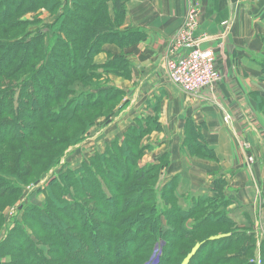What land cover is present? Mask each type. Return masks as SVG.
I'll return each mask as SVG.
<instances>
[{
	"label": "trees",
	"instance_id": "1",
	"mask_svg": "<svg viewBox=\"0 0 264 264\" xmlns=\"http://www.w3.org/2000/svg\"><path fill=\"white\" fill-rule=\"evenodd\" d=\"M21 1L17 2H20L18 6L16 5L17 12L18 9H23ZM24 1L30 2L31 4L34 3V5L43 3L48 9L52 7L53 11L58 6H61L63 10L61 9L62 12L56 13V15L58 14L57 18H59L57 23L50 25L51 38H47L46 40L48 42L47 47L44 46L45 44L43 39L45 37L43 34H40V32L39 35L33 36L32 38H30L29 35H25L27 39H24L23 41V44H25L23 48L11 45L9 42L8 44L5 43L7 41L1 42L0 81L3 79H11L17 75L16 73L22 69V62L27 63V61L39 60L42 61V64L44 61L45 63L43 66L35 68V73L31 72L27 75L21 74L15 81L11 82V84L0 85V118L4 113L8 116L10 113L15 111L19 112V121L23 119V116L26 120H29L28 111L26 110L27 106H25V104L33 107L36 106L35 104L33 105L34 102L32 100L37 96V82L43 83L45 81V83L50 85L51 89H53L52 93L55 95L54 97L62 93L64 90L63 88H65L64 83L60 84L58 81L55 82L53 80V76L47 70V68L51 67V65L55 68L56 73L59 72V75L62 77H69L76 72L81 73L80 84L83 89H90L94 86L91 82H88V79H91L89 74L91 73L90 69L93 71V69L100 66H110L115 70H122L128 66L129 69V64L123 57L118 60L116 58L118 62H115L114 57H112L111 61L102 65L93 63V58L99 53L105 44L113 43L118 48L128 49L132 43L138 39L141 40L143 37L142 33L138 30H119L121 22L126 14L125 5L129 0H85V2H87L86 5L78 4V0H64V3L59 0ZM14 2L15 0H0V25L8 20V10L11 8V5L15 4ZM109 5H111L110 11ZM77 9H81L82 14H78ZM2 11L5 12V14H2ZM27 11H33V8L28 6ZM17 59H19L18 64L15 65L13 72H9L8 68ZM55 59L56 61H54ZM58 61L60 63H58ZM30 66L33 68V64ZM81 88L73 86L68 88L66 86L65 92L70 96L66 99L65 106H62L58 110L56 109L60 112L57 117L60 118V121H64L66 123L70 121L77 112L83 111L90 106H94L95 104L104 101L107 95L112 92L111 89L114 90L112 98L118 97L115 96V94H120L119 96L124 98L123 91L110 86H103L102 88L99 87L98 89L92 91L89 90L87 93L84 91H78L82 90ZM16 90H20L19 93H17ZM40 93H42V91H40ZM14 95H17L19 98L17 102L14 100ZM61 96L62 94L60 97ZM47 98H49L48 92ZM15 103L16 106H14ZM127 104L128 102H124L117 109L121 111L122 109H125ZM154 110L156 111V109ZM148 117L149 116H146V118H138L133 126H129L127 128L121 140L118 138L114 139L109 146H106L103 153L95 155V158H91L89 161L82 163L76 173L65 170L61 175H57L56 180L52 181L49 186V189L53 188L55 192H58L59 194L63 190L72 189L69 181L79 178L78 180H81V182H83L86 186L85 188L88 192H90L88 199H96L98 203L104 206V213L111 217V215L117 213V210L114 207L115 204L113 199H109V195L106 196L103 192L101 184H105L104 179L109 180L111 188L118 190L119 184H116L114 180H119V178L117 175H115L116 178H114V173L112 171L119 172L124 181H128L133 175L135 183L134 185H130V189L128 190H132L133 193L135 192L136 198L133 203L129 202V205H131L130 207H139L145 205L146 203H148L150 207H144L145 209L137 211L138 213L134 216L124 218L123 223H125V225L120 226L119 224L122 229H124V227L125 229H129L128 236L118 238L116 235H104L103 237V234L98 231L99 227L97 226L95 219L92 218L89 213V208L84 202L79 201L75 192H73L74 196L72 197L71 202H68L63 198L59 200L58 203L63 205V213L66 216H69L75 221H81V237L84 238V241L79 236L76 237L68 234L67 230L51 217L50 207L54 204V198L46 192L45 203L42 207H28L26 212L27 216H30V218H27V220L31 222L37 217L38 223L43 227L45 233L50 236L53 241L52 243L55 244L58 254L54 250H51L50 254L47 252L48 256L46 257L43 250H38L37 247L43 245L44 243L37 239L35 232L28 225L27 228L30 233L27 234V237L20 233V236H18L16 235V232H13V234H10V236L1 243L0 264H63L56 259L58 256L69 264H110L107 255L102 251L104 243H108L110 246L114 244L119 245L113 264H121V262L125 260L131 261L138 256L145 257L142 264H182L188 254L186 253V248L184 249L183 247L180 249V245L187 241V247H194L196 242L191 239L196 232L198 233L203 229L207 230L217 227L224 228L226 226L234 228V224L227 216V208L231 201L228 200L224 194L226 182L222 176H220L218 178H214L211 182V192L213 193V196L195 195L201 201L199 206L195 208V212L200 211L199 214L206 217L204 221L200 222L198 226L191 225V227L188 228L186 226V222L191 216L198 214L191 212L193 207L185 211L178 205L177 201L170 200L171 202L175 201V203H177L175 209L177 214H180L181 219H179L177 223L178 229L176 231L171 228L163 230L164 228L160 222V216L158 215L155 205L158 204L157 196L160 202L165 205V210H163L162 215L167 218L166 211H169V209L167 210L168 200L165 198V195H167V193L169 196L171 195L172 186L179 187V178L178 176L172 177L171 180L162 186L160 192L156 193L154 187L149 186V184L146 183L151 181L153 182L152 184H157L160 171L168 166L167 158L165 157V159H163L165 160L164 164L157 163L149 167L150 172L158 170L155 180V176H150L148 174L149 171L139 170V168L137 170L134 169V166L136 167V165L139 164V158L142 153L149 149V146H143L140 144L138 152L135 156L133 146L127 145L130 139L134 142H139V140L143 137V133H145L143 130H146L147 128L150 131L154 129L156 130L158 126L156 123V114L155 116ZM41 119L42 118L38 119V122H44V120ZM32 121L34 123V120ZM6 125L7 124L4 122L0 123V144L13 142L12 139H19V142L24 141L22 140L24 139L23 136L18 138L17 134L24 131L23 129H26L27 131H29V129L24 128L23 124L21 125V121L20 123H12L13 126L11 125L6 127ZM8 129H15L16 134H14V137H10L11 134H8ZM33 129L34 127L30 130L33 131ZM87 132L88 131H85V133L81 134L79 139H75L71 145L68 146L69 148H67L60 157L56 158L54 164L51 165L50 170L56 168L55 166L60 164L61 157L65 155L70 148L81 144L87 138ZM185 133L186 139L184 145L187 147L186 149H188V154L191 157L210 162L216 161L214 152L208 149L207 145L203 143V136L200 134V128L196 127L192 120H188L186 122ZM51 141L52 145H57L58 143L54 139ZM115 154H118L116 158ZM18 157L22 158L21 156ZM96 159L99 161L101 160L103 163H108H106L105 166L100 162L102 164L100 168V165L97 166L96 164ZM111 159L112 161H110ZM39 160L40 159L37 157L34 159L33 163L36 164ZM133 170L134 172L131 173ZM150 189H152L151 192L149 191ZM200 204L203 205V210H201ZM191 206H193V204H191ZM53 208H56L57 210L60 209L58 205H53ZM169 208L172 207L169 206ZM128 209L129 207L120 210L117 214H122V212L125 213ZM212 217H215V220H213L214 218ZM208 218H211V220H208ZM169 221L166 219L167 226L168 223L171 224ZM197 228L199 229L196 230ZM143 232H148L149 235L143 238L142 243L134 248L141 233ZM217 236L218 235H210L209 237L203 239L201 241L202 245H199L196 249L197 252L195 251L187 264H201L203 259L197 258L199 262H196V255H200L202 253L200 252L201 249L216 247L218 243H225L224 247L227 249L225 251L232 249L237 243H248L247 241L249 240L256 243L253 234L246 231H238L236 229H233L231 232H227L220 238H212ZM19 239L23 240L20 243L21 245L19 244ZM159 242L162 243V247L161 253L158 256V254L153 252V248L154 244ZM174 243L177 245L175 246ZM255 243L253 245L248 244L243 246L238 249L236 253L230 254L229 256L231 257H228V259L236 257V259L244 261L242 264H254L251 261L249 262V260H245V257L249 255V250L252 248L251 254L252 258H254L256 250ZM5 244H10L12 248L20 247L23 250L25 249V256H22L21 260L11 259L12 255H7V251H11V249H9L8 246H5ZM67 250L70 251V253ZM260 250H264V240L259 243V252ZM52 253H56L57 255L53 256ZM210 253L211 252L204 251L202 256L205 255L204 258L211 260L212 256ZM262 262L263 261H261V263Z\"/></svg>",
	"mask_w": 264,
	"mask_h": 264
},
{
	"label": "crops",
	"instance_id": "2",
	"mask_svg": "<svg viewBox=\"0 0 264 264\" xmlns=\"http://www.w3.org/2000/svg\"><path fill=\"white\" fill-rule=\"evenodd\" d=\"M192 4L198 6L196 37H206L202 45L216 52L224 75L212 89L198 95L181 92L163 67L172 38ZM125 6L119 30H138L143 37L123 51L131 81L117 80L113 85L123 91L128 104L108 117L106 130L111 132L113 127L119 132L104 138V144L122 139L144 113L137 111L138 106L156 114L158 126L151 131L149 149L139 164L155 165L167 158L166 172L159 174H166L167 180L161 184L158 177L159 189L178 176L181 193L213 196L211 182L215 175L222 176L224 194L231 201L228 218L236 230L253 234L260 243L264 240V119L252 112L253 102L246 94L253 92L264 101V0H129ZM107 47L104 52L118 55L116 46ZM225 115L233 118L230 126L223 120ZM188 120L200 128L215 162L190 158L184 145Z\"/></svg>",
	"mask_w": 264,
	"mask_h": 264
},
{
	"label": "rangeland",
	"instance_id": "3",
	"mask_svg": "<svg viewBox=\"0 0 264 264\" xmlns=\"http://www.w3.org/2000/svg\"><path fill=\"white\" fill-rule=\"evenodd\" d=\"M21 0H15V4L11 5V10L9 9V13L7 15L8 20L0 25V44L2 41H7L5 43L15 45L22 47L25 45L23 44L24 39H27L25 35H29L30 38L33 36H37L40 34L44 35V46L47 47L48 42L46 41L47 38L50 39L51 37V30L50 25H53L57 23L59 18H57L56 13L62 12V7L58 6L54 11L52 10V7L48 9L43 3H39L38 5L31 4L30 2L21 1V6H23V9H18V12L16 10V7L19 5L17 3ZM65 2L64 0H59ZM78 4L86 5L87 2L85 0H78ZM17 5V6H16ZM28 6H31L33 8V11H27ZM37 7V8H36ZM62 9V10H61ZM14 10V11H13ZM2 14H5V12H1ZM78 14L81 13V9H77ZM125 13H127V10H125ZM6 17V18H7ZM114 18V17H113ZM115 19V18H114ZM122 23V22H121ZM136 39V38H134ZM73 40V39H72ZM71 40V41H72ZM142 40L138 39L134 43L129 46L128 49L136 46L139 44ZM114 47L115 45L113 43L105 44L99 53L93 58V63L99 62L102 59L104 60V64L108 61H111L112 57H114V61L118 62L117 60L121 57L124 58L125 54L123 51L125 49L118 48V55H111L109 52H104V47L107 46ZM109 48V47H107ZM127 49V48H126ZM127 49V50H128ZM76 53V52H75ZM117 58V60H116ZM18 60L13 62V64L8 68L9 72H13L15 65L18 64ZM61 60V59H59ZM44 61V60H43ZM56 61V59L54 60ZM42 61L39 60H31L27 61V63L22 62V69L19 70L14 77L11 79H3L0 81V85H6L11 84V82L15 81L17 77L21 74L27 75L31 72L35 73V68H39L44 65V63H41ZM57 63V62H56ZM58 63H60L58 61ZM29 64V65H28ZM31 64H33V68H31ZM28 65V66H27ZM101 67V68H100ZM98 68L90 69L91 73L90 78L88 79V82H91L93 87L90 89H83L81 88L80 84V74L81 73H75L71 76H61L59 75V72L56 73V70L54 67H48L47 70L50 72V74L53 76V80L56 82L58 81L60 84L64 83L65 88L62 91V96L60 95L54 97L55 95L52 93L53 89H51V86L45 83L37 82V96L33 98V105L36 106H30L28 104H25L27 106L26 110L28 111V118L29 120H26L23 116V119H21V125L23 124L24 128L29 129L27 131L26 129H23L24 131H21L17 134V137L20 138L23 136L24 141L19 142V139H12L13 142L8 143H1L0 144V245L3 241H5L10 234H13V232H16V235L20 236V234H23L27 237V234L30 232L27 226L35 232L37 239L41 240L44 244L37 247L38 250H43L45 256L47 257V252L51 250H54L56 253L58 252L55 248V244H53L52 239L49 235L45 233V230L43 227L38 223L37 217L35 220L29 222L27 218H30V216H27V209L30 206H37L38 208L42 207L45 203L46 199V192L54 198V204L58 205L60 207L59 210L56 208H53V205L50 207V214L54 221L59 222L63 228L67 230V233L70 235H74L76 237H80L83 241L84 238L81 237V221H75L74 219H71L69 216H66L63 213V205H60L58 202L61 199H65L68 202H71L72 197L74 196V193L77 194L79 201L84 202L85 205L89 208V213L91 214V217L95 219L98 228V231L101 232L104 235L107 236H114L116 235L118 238L126 237L128 236L129 229H122L120 226L125 225L123 223V219L128 216H134L137 214L139 210L145 209L144 207H150L148 203H146L143 206L139 207H130V203H133L136 196L135 192L133 193L130 189V185H134L133 175L132 178L128 181H124L121 178V175L117 171H112L114 173V178H116L115 175L119 178V180H114L116 184H119V189L115 190L112 189L109 185V180H105V184H101V188L103 192L106 194V196L113 199L114 207L117 210V213H119L120 210L126 209L129 207L128 210L125 211V213L122 212V214L114 213L109 217L107 214L103 211V205L98 203L95 200H89L88 195L90 192L85 188L86 186L81 182V180L74 179L73 181H69L72 189L63 190L61 193L58 194V192H55L53 188L49 189L50 183L54 180H56L57 175H61L65 170H69V172L76 173L77 170L81 167L80 165L82 163H85L89 161L91 158H95V155H100L103 153V150H105L106 146H109L110 143L116 139H112L111 142L108 144H104V138H109L111 134H113L115 131H118V129L111 128V132H109V128H105L107 125L105 122L108 120L109 115L112 114L117 110L119 106H121L124 103V98L122 96H119L120 94H115V98H112L114 94V90H112L109 95H107L106 99L104 101H101L94 106H90L89 108L77 112L74 117L68 121H60V118H57L60 114L58 109H60L62 106H65L66 99L69 98L70 95H68L66 91V86L68 88L70 87H80L82 90L78 91H84L87 93L89 90H96L99 87L102 88L103 86H110L113 88H116L113 84L117 82V80H121L125 83H130L131 81V74L129 72L128 66L122 70L114 69L110 66H100ZM118 68V67H117ZM39 70V69H38ZM89 70V71H90ZM86 73V72H85ZM57 82V83H58ZM59 85V84H58ZM76 85V86H75ZM80 85V86H79ZM53 86V85H52ZM60 86V85H59ZM20 91V90H19ZM19 91L16 90L17 93ZM42 91V93H40ZM47 92L49 94V98H47ZM133 93V92H132ZM130 95L129 99L133 101L134 95ZM246 98L253 102V106H250V109L254 114L257 116H261L262 119H264V101H261L257 94L255 93H249L246 94ZM18 96L14 95L15 102L18 101ZM16 106V103L14 104ZM132 107V106H131ZM57 109V110H56ZM64 109V108H63ZM144 110L143 115L140 118H146L147 115L152 116L150 114H147L148 109H143L141 106H138V110ZM3 115V116H2ZM0 118V123H5L7 126H11L12 123H20L19 119V112H12L8 116L4 113L2 114ZM108 116V117H107ZM226 116V115H225ZM223 116V120L225 118ZM229 116V115H227ZM148 117V118H149ZM231 117V116H230ZM44 120V122H38L40 119ZM31 119V120H30ZM233 120V118L231 117ZM259 119V118H258ZM34 120V123L33 121ZM259 124H261V120H257ZM225 122V121H224ZM232 123V121H231ZM231 123H227L229 126ZM13 126V125H12ZM34 127L33 131L30 129ZM108 127V126H107ZM103 130H101V129ZM122 128V126H121ZM101 130V131H100ZM143 130V129H142ZM31 131V132H30ZM87 132V138L88 140L81 146L77 147L76 149L73 147L70 148L68 151L70 153H67L63 155L60 159V164L58 166H55L56 168H53L50 170L51 165L54 164L57 157H60L64 151H66L68 146L71 145V143L75 139H79L81 137V134ZM8 134L10 137H14L15 129H8ZM119 132V131H118ZM143 137L139 140V142H134L132 139L128 141V146H133L134 155L136 156L139 146L145 145L147 146L151 131L147 128L146 130H143ZM264 133V132H263ZM261 132V134H263ZM132 137V136H131ZM133 138V137H132ZM10 139V138H9ZM54 139L58 143L57 145H52L51 140ZM186 147V146H185ZM187 148V147H186ZM102 149V150H101ZM188 151V149H187ZM47 152V153H46ZM189 153V151L187 152ZM145 152L142 153L141 157L139 158V161L143 160ZM118 154H115V158ZM21 156L22 158L18 157ZM184 156V155H183ZM39 158V162L34 164L33 161L35 158ZM112 157V156H111ZM192 160L197 161L201 159H197L194 157H190ZM165 157H162L160 160H158V164H164L165 163ZM97 161V166L100 165V168L103 165L106 166V163H103L101 160ZM112 161V159L110 160ZM102 164H101V163ZM252 162V159L249 158V163ZM67 166V167H66ZM139 166V167H138ZM149 167H151V164L149 165H141L138 164L136 167L134 166V169L137 170H144L149 171L150 176H155V180L157 177L158 170H154L150 172ZM142 168V169H140ZM165 171V169L163 168ZM134 170L131 172L133 173ZM166 172V171H165ZM112 173V174H113ZM152 174V175H151ZM123 175V174H122ZM112 176V175H111ZM78 177V176H77ZM174 177V176H173ZM220 176L215 175L214 178H218ZM160 178V183L162 184L167 180V175L163 174ZM213 178V179H214ZM172 179V178H171ZM170 179V180H171ZM154 180V181H155ZM124 181V182H123ZM78 182V184H77ZM113 182V183H114ZM145 182V181H144ZM146 183V182H145ZM153 182L148 181L146 184H149V186L154 187L156 193H159L161 189L154 184ZM162 186V185H161ZM162 188V187H161ZM108 189V190H107ZM7 190V192H6ZM172 193L169 196L168 193L165 195V198L168 200L167 202V215L165 218L162 215L163 210H165V205L160 202L158 196V204L156 205V209L158 211V215L160 216V222L162 223L163 230L166 228H171L174 231L178 229V221L181 219L180 214H177L176 212V204L175 201L178 202V205L183 209H191V212H195V208L199 206V203L201 201L197 196L190 194V193H181L179 190V187L172 186L171 187ZM150 192L152 189L149 190ZM7 193V194H5ZM170 200H175L171 202ZM193 204V206H191ZM201 205V204H200ZM172 207V208H169ZM201 205V210L204 208ZM190 212V213H191ZM200 212V211H199ZM199 212H195V216H191L190 219L186 222V226L188 228L191 227V225H196L206 218L203 215H200ZM140 213V212H139ZM165 213V212H164ZM213 220H215V217ZM166 219H170V223L167 222ZM208 220H211V218H208ZM30 223V224H29ZM120 224V226H119ZM201 227V226H199ZM54 228V227H53ZM55 229V228H54ZM197 228L196 230H198ZM235 228H213V229H203L196 232L195 235L191 240H194L196 242L195 246L190 248L188 246V242L181 244L182 249L186 248V253L188 254L187 257L184 259L182 264H187L190 260V257L195 253L196 249L201 244V241L205 239L206 237H209L210 235H218L217 237L212 238H220L221 236H224L227 232L233 231ZM20 233V234H19ZM125 233V234H124ZM147 235H149L148 232L141 233L138 242L135 244L134 248L138 246L140 243H142L143 238H145ZM211 238V237H210ZM208 238V239H210ZM238 238V236H237ZM19 244L23 241L22 239H19ZM210 241V240H209ZM175 242V241H174ZM248 243H237L235 246H233L232 249L227 250L224 247L225 243H218L216 247H208L206 249H201L200 252L204 253V251L211 252V260H207L204 258L205 255L202 256V253L199 255H196V262H199L197 258L203 259V262L201 264H242L244 261L236 259V257H232V259H228L230 254L236 253V251L243 246H246L248 244H254L252 240L247 241ZM21 245V244H20ZM176 246L177 244L174 243ZM3 246V245H2ZM5 246H8L11 251H7V255H12L11 259H17L21 260L22 256H25L24 250L20 247H14L12 248L10 244H5ZM256 250H255V256L252 258L251 249L249 250V255L245 257V260H249L254 264H264V250H260L259 252V241L255 243ZM119 245L114 244L110 246L108 243H104V248L102 251L107 255L108 261L110 264H113L115 255L117 253V248ZM161 247L162 243H155L153 252L158 254V256L161 253ZM23 250V251H22ZM191 250V251H190ZM68 251V250H67ZM53 252V251H52ZM70 253V251H68ZM72 252V251H71ZM197 252V251H196ZM56 253H52L53 256H56ZM202 256V257H201ZM73 257V256H72ZM263 257V258H262ZM74 258V257H73ZM252 258V259H251ZM63 264H69L68 262H65L63 259H61L59 256L56 258ZM151 259V258H150ZM219 259V260H218ZM251 259V260H250ZM145 260V257H136L132 259L131 261H123L121 264H142V262ZM187 260L186 263H184ZM150 261V260H149ZM261 261H263L261 263ZM247 262V261H245ZM116 264V263H115Z\"/></svg>",
	"mask_w": 264,
	"mask_h": 264
},
{
	"label": "built area",
	"instance_id": "4",
	"mask_svg": "<svg viewBox=\"0 0 264 264\" xmlns=\"http://www.w3.org/2000/svg\"><path fill=\"white\" fill-rule=\"evenodd\" d=\"M197 30L198 6L192 4L163 62L170 82L187 95L210 90L224 77L219 67L220 58L214 50L203 47L206 37H196ZM224 121L231 123L232 119L226 115Z\"/></svg>",
	"mask_w": 264,
	"mask_h": 264
},
{
	"label": "water",
	"instance_id": "5",
	"mask_svg": "<svg viewBox=\"0 0 264 264\" xmlns=\"http://www.w3.org/2000/svg\"><path fill=\"white\" fill-rule=\"evenodd\" d=\"M186 262H187V260L184 263H186Z\"/></svg>",
	"mask_w": 264,
	"mask_h": 264
}]
</instances>
